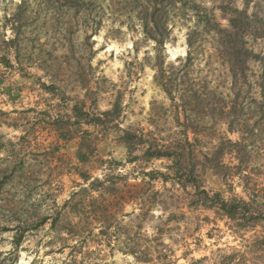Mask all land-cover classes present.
Segmentation results:
<instances>
[{"label": "rangeland", "instance_id": "obj_1", "mask_svg": "<svg viewBox=\"0 0 264 264\" xmlns=\"http://www.w3.org/2000/svg\"><path fill=\"white\" fill-rule=\"evenodd\" d=\"M196 1L226 26V16L218 8L221 0ZM91 2L79 0L74 9L65 0H0V176L15 169L12 180L0 189V264L11 260L12 264H218L230 255L229 264H264V226L239 227L200 202L199 196L205 189L224 198L249 201L253 191L247 190L252 186L258 195H264V125L259 124L261 131L256 130L247 140V168L238 174L237 159L228 153L219 163L201 161L205 151L208 155L216 151L219 138H237L226 131L220 118L205 117L203 125L210 129L203 134L209 137L199 135V140L192 139L188 146L201 171L194 178L198 189L175 175L165 158L128 162L118 132L130 129L145 137L152 134L163 143L179 135L180 128L173 103L154 80V42L144 37L136 14L142 0ZM229 5L247 7L248 13L256 16L246 43L264 59V31L253 28H264V0H231ZM197 11L200 8L172 13V33L164 48L166 61L186 53V37L194 28ZM207 33L202 31L199 36L204 40L190 72L207 76L212 85L227 93L225 55ZM14 37V45L2 41ZM3 59H9L10 64ZM259 64L254 62L251 68L257 69ZM116 99L121 112L111 123L115 125L112 132L108 133L109 127L75 124L71 110L75 101L94 114L110 109ZM254 115L252 112L251 121L258 120ZM67 133L72 138H63ZM82 142H91L85 160L77 157ZM85 148L82 146L83 151ZM114 161L121 165L115 166ZM226 165L234 169L227 170ZM145 167L168 173L167 181L143 177ZM224 171L233 175L226 177ZM118 172L125 177L116 178ZM79 173L90 179L111 173L117 181L119 195L102 206L104 217L113 216L108 221L115 229L110 238L93 237L106 222L93 220V214L84 212L80 221L66 208L60 210L67 213L57 230L47 220L28 230L15 248L13 235L25 227V214L29 218L37 213L54 214L74 191L86 185ZM87 194L97 197L95 191ZM130 195L140 198L129 200ZM256 201L264 212V199ZM66 220L72 221L70 225L80 222L93 228L92 241L81 251L63 246L74 243L65 233ZM138 228L141 232H135ZM134 242L150 248L149 261L135 262L126 252ZM160 244L167 247L166 258Z\"/></svg>", "mask_w": 264, "mask_h": 264}, {"label": "trees", "instance_id": "obj_2", "mask_svg": "<svg viewBox=\"0 0 264 264\" xmlns=\"http://www.w3.org/2000/svg\"><path fill=\"white\" fill-rule=\"evenodd\" d=\"M135 1L138 2L139 0ZM230 2L231 0L227 2L221 0V4L218 6L221 13L226 16L227 23L224 27L216 21L213 12H209L206 7L197 3L196 0H142V5L136 12L144 37L154 42V80L166 93L171 103H173V115L180 128V134L161 143L152 134L145 137L142 133L137 134L130 129H123L121 132H118L117 138L127 150L128 162L132 163L139 159L147 162L151 159L165 158L171 164L170 170H173V173L179 176V178H185L186 183L189 182L190 186L194 189L199 188L194 178L197 172L201 173V171L196 167L195 163L198 161L196 155L193 154V149H188V146L193 143L192 139L193 141H198L199 135L204 138L209 137V135L203 134L206 129H210L206 125H203L202 120L205 117L212 118L215 115L220 118L221 122L225 124L226 131L236 134L237 138L234 140L227 136L219 138L215 146L216 151L211 153L212 155H208L209 152L205 151L201 161L204 160L208 163L213 161L217 163L220 161V157L228 153L237 159L236 168L238 174L245 172L247 168L248 160L246 154L249 144L247 140H250V137L256 130L261 131L259 124L262 123L264 125V59L249 48L246 43L249 28L254 23V17L256 16L249 14L247 7L239 9L238 7L230 6ZM65 4L76 9V7H79V0H65ZM19 7L22 8V5L20 4ZM194 7L200 8V11H197L195 15L194 28L190 29L187 34L186 53L182 56L178 55L174 60L166 61L164 48L172 33L170 25L172 13H176L177 10L185 12ZM198 27H201L200 30ZM253 28L262 32L264 31L262 26H254ZM202 31L211 34L210 40L218 45L225 55V69L228 78L227 93H224L220 89L218 90L212 85L211 80L207 76H193L190 72L197 58V48L201 46L204 40L199 39ZM91 35L92 33L88 34L87 37L90 38ZM2 41L14 45L16 37L7 40L2 39ZM254 62L256 64L260 63L257 69L251 68V64H254ZM3 63L8 65L10 61L9 59H3ZM80 103L75 101L71 107L72 118H74L75 124L83 123L100 129L109 127L107 129L108 133L112 132L115 125L111 123L115 121L121 112L119 99L114 101L110 109L94 114L85 110L84 105ZM252 112L255 113L254 116H258V120L251 121L250 118H253L251 117ZM54 122L58 124V120L55 119ZM68 130V127H66L67 132ZM63 138L70 139L72 135L67 133V135H63ZM88 140L91 141L90 139ZM82 146L86 147L85 151L82 150ZM90 146L91 142L80 143L77 157L85 160L86 155L90 152L88 151ZM137 151H141V155H137ZM216 154L219 155L215 156ZM114 164L115 166L121 165L120 162L115 161ZM211 166L215 171L219 172L218 165V168L215 167V164ZM224 167L227 170L234 169V167L228 165ZM14 170L11 169L9 174L7 172L2 173L0 176V189L3 184L12 180ZM224 172L226 177L233 175L227 171ZM142 174L144 175L143 177L147 176L149 180L160 179L166 182L168 178V173H163L156 169H147L146 167L142 171ZM79 176L85 181L84 184L86 185H82L78 190L74 191L54 214L37 213L35 218H29L25 214L27 216L24 222L25 227L21 231H16L13 235L12 241L15 248L21 244L22 238L28 230L48 222L47 220H51V228L57 230V224L60 223L63 215L66 216L67 213L60 210L66 208L76 214L80 221L84 212L86 215H89V213L93 214V216L90 215L93 220L106 222L101 225L99 231L93 237L100 238L101 240L105 239L106 241L107 238H110V232L112 233L115 229L114 227H110L111 225L108 221L113 216L110 213L109 217L111 218L107 217V215L104 217L102 206L119 195L117 193V181L113 179V174L111 173H105L101 178L94 177L92 179L86 173H79ZM123 177L125 175L118 172V177L116 178L123 179ZM242 179L244 182L245 177H242ZM244 184L246 185V183ZM253 189L254 186L247 190L248 192L253 191L251 194L252 199L249 201L236 197L224 198L218 192L210 194L207 190L201 189L199 191L200 202L208 204L211 208H215L216 214L237 222L236 225L239 227H252L259 224L264 226V212L260 210V205L258 206L256 201V198L264 199V195H258V191ZM93 191L96 192L97 197L87 194ZM127 198L129 200H138L140 197L138 195H130ZM124 200L126 199L124 198ZM144 213L146 215L149 214L147 211ZM101 218L103 219L101 220ZM71 222L70 220H66L67 227L64 228L66 230L65 233L74 238V243L71 245H66L65 243L63 246H70L71 250L81 251L87 242L92 241L90 234H92L93 228L82 225L80 222L70 225ZM85 224L88 225V222L86 221ZM115 227L118 228V224ZM135 232H141V229L138 228ZM155 232H158L157 229ZM86 234L89 237H86ZM160 245H162V252H164L163 257L166 258L167 253L165 252L167 249L165 250V248L167 247L164 244ZM148 249L150 248L139 247V243L134 242L129 244L126 252L134 257L135 262H147L150 260L152 252H149ZM231 259V255L223 256L218 264H229ZM12 262L11 260L8 264H12Z\"/></svg>", "mask_w": 264, "mask_h": 264}]
</instances>
